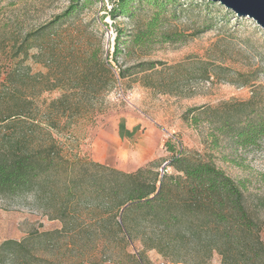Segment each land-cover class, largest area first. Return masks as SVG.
Returning <instances> with one entry per match:
<instances>
[{
  "label": "rangeland",
  "instance_id": "rangeland-1",
  "mask_svg": "<svg viewBox=\"0 0 264 264\" xmlns=\"http://www.w3.org/2000/svg\"><path fill=\"white\" fill-rule=\"evenodd\" d=\"M113 1L100 0L72 24L44 35L40 43L47 50L41 62L28 59L17 64L11 79L22 89V95L32 100H14L8 83L0 87V118L15 115L0 122V148L7 144L13 131L27 135L29 151L45 141L50 132L65 157L94 161L125 172L156 161L161 173H171V167L165 168L173 155L167 145L170 142L178 151L206 155L240 180L248 205L264 223V139L255 146L234 145L214 128L225 111L211 110L222 108L223 103L248 101L251 108L264 109V28L218 2L183 0L189 12L166 22L163 29L182 31L186 41L142 48L128 44L115 59L116 29H133L147 15L138 11L134 20L112 19ZM71 3L72 0H0V51L10 40H20L48 25ZM206 19L213 26L201 32ZM56 44L63 50L49 49ZM93 52L99 61L91 64L87 72L89 68L83 70L81 62ZM99 62L110 63L115 73L117 82L111 91L105 90L107 72ZM149 62H154L155 68L143 69L147 64L142 63ZM120 68L127 70L125 78L119 76ZM55 85L81 91L72 98L80 106L67 113L70 125H65L69 120L64 118L59 127L49 128L43 121L55 114L46 110L44 104L62 94L58 88L47 90ZM20 112L25 116L16 114ZM210 120L212 124L208 123ZM213 130L220 137L218 146L212 143ZM88 202L86 199L79 208L84 217L90 212ZM44 206L45 202L28 193H0V244L4 237L22 239L34 230L61 228L60 220L46 216ZM261 236L264 240V229ZM174 245L166 244L163 254L144 249L138 241L128 249L137 257L144 251L145 264H192L187 249ZM94 246L91 242L85 248L77 246L65 251L66 254L64 250L60 254L56 246L38 252L55 262L63 258L84 264H118L120 259L122 264H134L121 241L98 250ZM220 261L214 255L210 264Z\"/></svg>",
  "mask_w": 264,
  "mask_h": 264
},
{
  "label": "trees",
  "instance_id": "trees-1",
  "mask_svg": "<svg viewBox=\"0 0 264 264\" xmlns=\"http://www.w3.org/2000/svg\"><path fill=\"white\" fill-rule=\"evenodd\" d=\"M99 1L72 0L48 25L27 33L20 40L6 43L0 51V77L6 74L0 80V87L8 83L14 100H32L24 97L22 89L14 85L11 79L14 68L28 59L41 62L47 50L40 43L42 37L72 24ZM183 4V0H114L110 11L112 19L134 20L138 11L147 15L133 29H116L114 58L128 44L142 48L156 43L186 41L182 31L163 29L166 22L189 12ZM205 22L206 27L201 32L213 26L209 19ZM49 49L63 50L59 44ZM86 56L81 67L83 70L89 68L88 72L91 64L99 60L95 52ZM99 63L107 72L105 90L111 91L117 82L115 73L110 63ZM142 64H147L143 69L155 68L154 62ZM118 73L121 78L127 76L126 69L120 68ZM56 88L62 90V94L44 104L46 110L55 114L43 121L49 128L59 127L64 118L69 120L65 125H70L72 121L67 113L80 106L72 98L81 91L65 85L47 90ZM221 105L222 108L211 109L215 110L213 113L225 111L214 127L218 134L244 148L258 145L264 139V109L251 108L250 101ZM16 114L25 116L23 112ZM13 116L0 118V122ZM198 120L194 117L195 122ZM214 131H210V136L213 145L218 146L220 137ZM48 135L29 151L23 131L10 134L7 144L0 148V193L33 195L37 201L46 203V216L60 220L62 227L34 230L22 239H4L0 244V264H84L81 260L71 262L63 258L55 262L41 255L38 249L45 252L56 246L60 254L63 250L66 254L65 251H73L77 246L85 248L91 242L98 250L117 241L123 242L126 256L134 264H145L144 251L139 253V259L128 249L137 241L144 249H156L161 254L166 244L187 249L192 264H210L214 255L221 259L220 264H264L261 236L264 223L248 205L243 183L206 155L178 151L169 142L167 145L173 155L165 168L171 167L173 172L161 173L156 161L134 172H125L102 163L65 157L52 133ZM86 199L90 200V212L84 217L79 208ZM119 260L118 264H122Z\"/></svg>",
  "mask_w": 264,
  "mask_h": 264
},
{
  "label": "water",
  "instance_id": "water-1",
  "mask_svg": "<svg viewBox=\"0 0 264 264\" xmlns=\"http://www.w3.org/2000/svg\"><path fill=\"white\" fill-rule=\"evenodd\" d=\"M224 5L239 17H248L264 28V0H210Z\"/></svg>",
  "mask_w": 264,
  "mask_h": 264
},
{
  "label": "crops",
  "instance_id": "crops-1",
  "mask_svg": "<svg viewBox=\"0 0 264 264\" xmlns=\"http://www.w3.org/2000/svg\"><path fill=\"white\" fill-rule=\"evenodd\" d=\"M6 238H12V237H10V236L9 237H4V238H2V240L6 239Z\"/></svg>",
  "mask_w": 264,
  "mask_h": 264
},
{
  "label": "built area",
  "instance_id": "built-area-1",
  "mask_svg": "<svg viewBox=\"0 0 264 264\" xmlns=\"http://www.w3.org/2000/svg\"><path fill=\"white\" fill-rule=\"evenodd\" d=\"M164 264V263H163Z\"/></svg>",
  "mask_w": 264,
  "mask_h": 264
}]
</instances>
